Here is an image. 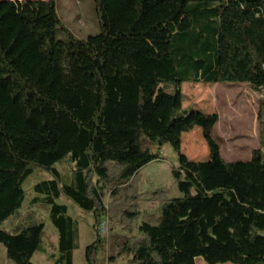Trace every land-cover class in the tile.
Listing matches in <instances>:
<instances>
[{"label": "trees", "instance_id": "obj_1", "mask_svg": "<svg viewBox=\"0 0 264 264\" xmlns=\"http://www.w3.org/2000/svg\"><path fill=\"white\" fill-rule=\"evenodd\" d=\"M93 1L100 31L86 40L59 20L55 0L0 1V245L7 260L33 264L41 249L43 224L12 235L1 229L21 209L35 170L49 176L33 190L58 234L55 264H72L77 248L61 198L91 215L95 239L83 257L99 264L101 223L138 220L139 171L169 145L181 197L154 194L157 223H142L138 238L114 244L130 256L126 264H264V141L249 161L225 162L211 136L218 115L181 103L184 83L246 84L264 94V0ZM263 112L264 99L259 123ZM194 128L206 162L181 153ZM66 159L75 168L69 183L54 167ZM98 185L118 199L106 207Z\"/></svg>", "mask_w": 264, "mask_h": 264}, {"label": "rangeland", "instance_id": "obj_2", "mask_svg": "<svg viewBox=\"0 0 264 264\" xmlns=\"http://www.w3.org/2000/svg\"><path fill=\"white\" fill-rule=\"evenodd\" d=\"M1 1V0H0ZM25 1V0H9ZM48 1V0H36ZM55 10L59 20L68 31L78 40H86L99 34V18L93 0H55ZM57 40L64 41L66 35L58 31ZM166 92L173 93L171 84H165ZM181 103L183 108L197 111L205 116L218 115V122L211 131L212 138L219 146L222 159L225 162L250 160L251 153L261 147L264 141V112L258 122L260 100L264 94L254 92L246 84H193L182 85ZM158 149L153 148V153ZM161 160L154 161L139 171L137 208L140 216L130 227L118 218H106L99 227L98 237L101 240L98 254L99 264H126L130 256L120 253L115 242L122 243L128 238L140 236L138 227L142 223L156 224L160 213L159 201L155 193L162 192L166 198H180L171 176V170L178 167V155L169 145L160 148ZM181 153L192 162L208 161L209 151L199 128L192 129L182 137ZM55 169L63 182L69 183L74 174V165L68 160L56 164ZM49 176L35 170L23 185L25 200L21 209L1 229L8 234L28 225L41 223L44 225L41 249L32 257L33 264H55L58 258V234L49 220V207L43 203V197L37 195L33 188ZM96 178L93 179V182ZM102 194V200L107 207L118 197H112L110 192L97 186ZM56 203L67 207V215L72 218L77 228V248L72 252V264H86L84 249L95 239L92 231V217L89 213L77 208L72 202L63 198ZM108 257H114L110 263ZM0 264H13L7 260L5 249L0 245ZM195 264H206L203 259H195ZM231 264V263H227Z\"/></svg>", "mask_w": 264, "mask_h": 264}]
</instances>
